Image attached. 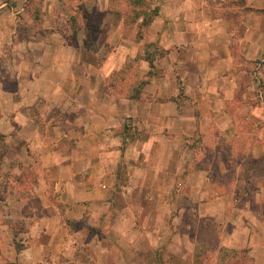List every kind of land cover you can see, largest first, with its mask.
<instances>
[{
    "label": "crops",
    "instance_id": "1",
    "mask_svg": "<svg viewBox=\"0 0 264 264\" xmlns=\"http://www.w3.org/2000/svg\"><path fill=\"white\" fill-rule=\"evenodd\" d=\"M19 3L0 0V182L7 170L22 168L37 169L39 177L34 192H7L17 207L11 215L32 218L38 237L57 234V264H162L160 252L187 257L198 245L194 221L204 217L229 223L219 233L220 249L245 250L251 264H264V210L232 204L224 215L217 150L204 141L222 120L220 89L231 70L235 36L224 21L196 11L159 14L135 41L110 0H44L35 18L15 16L27 8ZM247 4L264 8V0ZM78 10L75 17L66 13ZM245 20L240 49L254 58L264 50V14ZM146 46L151 53L166 46L159 58L167 63ZM177 48L186 59L184 86L173 71L180 68ZM194 136L201 137L198 148ZM85 216L86 227L67 223ZM85 246L94 252L89 260L68 253ZM48 247L35 238L23 254Z\"/></svg>",
    "mask_w": 264,
    "mask_h": 264
},
{
    "label": "rangeland",
    "instance_id": "2",
    "mask_svg": "<svg viewBox=\"0 0 264 264\" xmlns=\"http://www.w3.org/2000/svg\"><path fill=\"white\" fill-rule=\"evenodd\" d=\"M10 1H18L20 2L19 4L27 6L23 10H15V16L22 18V14L28 12L29 15L35 18L40 17V8L44 0ZM129 2L131 5H129ZM247 2L248 0H110L109 3L111 8H120L122 13H114L117 15L122 14L125 19L126 36H131L135 41L142 38L143 30L157 15L160 14L162 19H167L169 12H173L174 16L176 14L179 16V10L182 13L185 12V16H193L192 11H196V14L201 12L204 17L210 20L221 19L220 21H224L222 23L225 29L234 34L235 41L231 44L229 50L231 55L229 56L231 63L229 67L231 70L227 71L223 76V78L227 79L223 85L226 87L220 89V94L224 98L221 106H219L222 120L218 121L216 134L208 133V136L204 138L206 143L214 144L217 150V162L214 165L216 166L214 171L221 173L223 177L222 182L217 186V190L224 192L228 197V200L225 199L228 205L224 210V215H229V217L232 204L239 208L247 205L251 212L264 210V201L258 204L255 197L258 193L264 196V50L259 48L256 52L257 56L247 58L241 53L240 49V39L248 33V28L245 24L246 15L248 13L263 15L264 8H254L249 6ZM171 5L177 9L171 11ZM255 9H261V11L258 12ZM80 12L78 10L71 13L67 11L66 13L68 16L75 17L80 15ZM184 15L181 16V19L184 18ZM90 16L95 18L93 14ZM143 17L149 18L147 25H139ZM63 27H73V24ZM183 28V24H180V31L175 34L179 36V33L184 31ZM132 34L134 35L132 36ZM257 41L259 42V40ZM166 46L157 52L152 51L153 59L157 58L159 63H167L166 58L164 60L159 58V52L165 53V51L169 50ZM145 49L150 52L149 54H152L151 49H148L147 46ZM177 49L180 52H177L176 55L181 56L179 57L180 68L176 67L173 71L178 73L175 76L176 83L179 82L181 86H184L183 83L186 77L184 76V70H181V66H183V69L186 67L184 63L186 59H184L183 51L179 48ZM217 62L220 61L218 60ZM223 63L226 64V59L222 60ZM227 64H229L228 60ZM130 66L133 67V65ZM196 70L197 67L195 70H190L193 79L197 76ZM157 73L162 75L164 73L163 69L158 68ZM181 86V98H183L184 91ZM206 128L211 130V126L208 123ZM200 140V136H194L192 147L198 148ZM4 146L5 141L0 136V151L4 149ZM21 170H17L14 175L10 170H7L4 172L0 182V264H57L58 258L60 257L61 259L60 250L54 247L57 234H42L38 237L36 232L38 225L33 226L34 221L32 218L14 217L11 215L13 211L10 208L17 207L10 205L9 195L17 192V196L20 197L24 192H34V185L37 184L39 177V173L35 168H26V170L22 168ZM10 180H12V184ZM8 191L11 193L8 194ZM231 193L237 200H234V198L230 200L229 195ZM53 203L57 204L58 202L53 200ZM22 212L28 213L27 206L22 208ZM153 212H151V216L156 217ZM235 217L236 215L232 214L231 218ZM67 223L71 227H86L88 225L86 216L77 221L68 219ZM194 223L196 224L195 231H197L196 236L198 239L197 248L187 257L160 252L162 264H251L245 250H224L219 248V233L220 235L225 234L229 229V223L217 222L212 217H204L201 220H195ZM5 227H10L11 229L6 231ZM31 230H35V232L32 233L30 232ZM79 236V238L82 237L81 235ZM35 238L41 241L48 240V249L43 253V251L36 248L23 254L24 249L29 247V244ZM112 238L115 239L113 236ZM68 253L70 255L74 253L86 260H89L91 255H94V252L87 246L77 251L69 250ZM33 256L38 259L42 258V260L33 263V260L27 259L25 261L24 259L25 257ZM58 264L63 263L59 262ZM65 264L75 263L70 261Z\"/></svg>",
    "mask_w": 264,
    "mask_h": 264
},
{
    "label": "trees",
    "instance_id": "3",
    "mask_svg": "<svg viewBox=\"0 0 264 264\" xmlns=\"http://www.w3.org/2000/svg\"><path fill=\"white\" fill-rule=\"evenodd\" d=\"M129 5H131L130 2H129ZM111 6H112V5H111ZM113 6H114V5H113ZM111 10H112L113 12H115V13H119V12H121L120 8H118V7L111 8ZM119 10H120V11H119ZM255 10L258 11V12L261 11V9H259V10H258V9H255ZM121 13H122V12H121ZM148 20H149V18H144V17H143V19H141L139 25H140V24L147 25ZM151 74H152V70L149 71V75H151ZM141 82L144 83L145 80H142Z\"/></svg>",
    "mask_w": 264,
    "mask_h": 264
}]
</instances>
